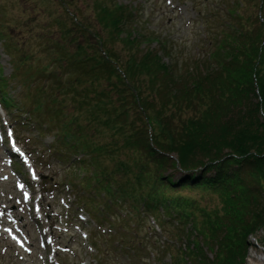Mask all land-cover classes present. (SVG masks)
<instances>
[{
	"label": "trees",
	"instance_id": "16d2710c",
	"mask_svg": "<svg viewBox=\"0 0 264 264\" xmlns=\"http://www.w3.org/2000/svg\"><path fill=\"white\" fill-rule=\"evenodd\" d=\"M228 1L203 15L205 51L185 60L159 43L169 61L148 47L153 32L131 36L124 8L100 5L107 43L119 37L124 57L106 45L98 57L76 53L75 72L49 73L51 86L36 88V108L42 97L52 104L64 143L83 155L80 167H93L70 173L95 191L85 202L106 213L129 207L126 222L115 223L125 230L138 216L163 230L173 223L168 240L185 243L174 264H245L248 235L264 228V0L259 17ZM207 196L220 206L202 204ZM121 231L123 248L143 251L138 233Z\"/></svg>",
	"mask_w": 264,
	"mask_h": 264
},
{
	"label": "rangeland",
	"instance_id": "374dc122",
	"mask_svg": "<svg viewBox=\"0 0 264 264\" xmlns=\"http://www.w3.org/2000/svg\"><path fill=\"white\" fill-rule=\"evenodd\" d=\"M241 1L245 11L249 8L256 17L260 16V0ZM228 3V0H0V73L6 81L4 88L1 84L0 86L3 94L7 92L14 104L11 110L8 108V114L0 105V122L9 123L6 128L14 125L18 145L26 152L30 161H33L35 171L41 177L38 184L31 183V188L41 189L43 192L40 211L31 215L27 213L21 218L29 232L27 242L30 243L28 246L31 247V253L19 251L1 234L0 264H43L42 255L49 254L50 251L39 247L38 234H42L45 224L53 225L54 222L57 225L53 226L55 230L52 238L58 244L57 247H60L55 253L59 264H97L98 253L91 246L89 235L94 232L99 235L115 232L116 228L109 224L108 217L115 219V212L124 214L130 211L129 207L123 209L116 204L119 208L114 213L105 214L100 209L95 211L97 217L104 214L108 216L102 222L96 220L93 212L88 211L89 205L82 200L88 198L94 190L82 189L77 179L74 181L77 187L73 188L67 177L70 173L66 167L68 164L61 158L68 157L72 165L79 166L82 159L79 160L77 156L81 153L76 151L74 145L64 146L61 137L57 136L56 128L39 133L38 127L33 125V120L36 119L32 120L27 113V108L33 106L36 98L39 99L35 87L39 85L49 88L53 83L51 79L50 82L45 80L47 74L75 72L69 66L72 65L70 61L76 53L98 57L103 54V48L108 46L110 50L124 57L119 37L107 43L110 36L98 20V7L108 5L124 8L126 21L136 27L131 36L136 35L137 30L153 32L159 38L150 41L148 47L155 50L163 61H169V56L163 53L159 43L168 40L173 51H176L175 54L185 60L196 55L199 50L205 51L207 25L202 17L210 12L217 15L219 11H225ZM263 9L264 6L262 11ZM207 22L215 26L216 19L209 18ZM14 73L17 74L15 77L12 76ZM41 101L46 105L48 115L53 116L52 104L45 97ZM87 167L89 170L93 168L92 165ZM20 171L28 179L23 167H20ZM88 171L80 166L77 169L79 177ZM9 172L10 169L0 166V207L9 202L10 209L15 208L19 212L16 209L18 207H14L16 202L8 200L12 192L18 197L19 191L16 190L13 179L3 180L4 177L1 176L3 173L9 175ZM201 202L208 204L209 208L220 206L215 197L207 196ZM79 214H82L84 220H80ZM12 218L14 215L9 212L0 218V224L11 222ZM135 219L148 222L141 216ZM60 222H67L68 226L60 225ZM132 222L136 223L134 219ZM150 223L156 230L153 238L164 241L163 245L169 244L170 250L163 249L159 242L160 248L155 251L156 257L146 252L139 253L133 261L128 254L119 252L108 257L105 264H174L176 249H183L185 243L168 240L170 232L174 230L173 223L167 224L165 230L153 221ZM135 226L130 234L138 231L139 239L146 243L150 251L152 243H149L148 236L144 237L145 225L137 223ZM103 237L97 236L96 244L101 246V243H108L109 240L101 239ZM111 245L106 247L105 252L111 251ZM207 252L212 259L213 254ZM260 259L264 260V228L248 235L246 239L245 264H259Z\"/></svg>",
	"mask_w": 264,
	"mask_h": 264
},
{
	"label": "bare ground",
	"instance_id": "6f19581e",
	"mask_svg": "<svg viewBox=\"0 0 264 264\" xmlns=\"http://www.w3.org/2000/svg\"><path fill=\"white\" fill-rule=\"evenodd\" d=\"M252 258H253V255L251 256ZM260 261V263L259 264H264V260H259Z\"/></svg>",
	"mask_w": 264,
	"mask_h": 264
}]
</instances>
